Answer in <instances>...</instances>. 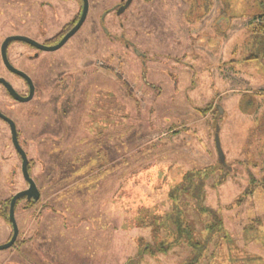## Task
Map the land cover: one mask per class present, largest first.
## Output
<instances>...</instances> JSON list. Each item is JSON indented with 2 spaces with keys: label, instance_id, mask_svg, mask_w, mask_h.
<instances>
[{
  "label": "rangeland",
  "instance_id": "rangeland-1",
  "mask_svg": "<svg viewBox=\"0 0 264 264\" xmlns=\"http://www.w3.org/2000/svg\"><path fill=\"white\" fill-rule=\"evenodd\" d=\"M43 1L0 0V44L43 45V19L51 33L65 20ZM105 6L56 51L8 47L34 95L17 103L0 85V112L40 199L17 202L0 264L41 242L60 264H264V0H135L103 23L123 42L100 29ZM0 78L27 95L1 58ZM26 188L0 120V245L2 203Z\"/></svg>",
  "mask_w": 264,
  "mask_h": 264
},
{
  "label": "water",
  "instance_id": "water-1",
  "mask_svg": "<svg viewBox=\"0 0 264 264\" xmlns=\"http://www.w3.org/2000/svg\"><path fill=\"white\" fill-rule=\"evenodd\" d=\"M86 12H87V2H86V0H83V11H82V14H81V17H80L78 23L55 46L46 47V46L38 44L37 42H35V41H33V40L29 39V38L22 37V36H11V37L6 38L3 41V43L1 44V47H0V58H1V61H2L3 65L5 66V68L10 73L20 77L28 85V94H27V96H21L11 87V85L8 82H6L3 78H0V85L5 89L6 93L8 94V96L12 100H14L17 103H26V102L31 101V99L33 98V95H34V86H33L32 82H31V79L25 73L15 69L9 63V61L7 59V55H6L7 45L10 42L17 41V42H23V43H26L28 45H31L32 47L36 48L39 51H45V52L56 51V50L60 49L74 33L77 32V30L79 29V27L81 26V24L83 23V21L85 19ZM219 112H221L220 109H219ZM0 120H2L3 122H5L8 125L9 131H10L11 142H12L13 146L15 147V149L17 150V153L20 156L21 173H22L23 178L25 179V182L27 183V186H28L27 189H25V190H23L21 192H18L14 196H12L10 201H9L8 219H9L10 224H11L12 233H11V237H10L9 241L6 242L5 244L0 245V251H4V250L10 249L15 244V242L17 240V237H18V227H17L16 221H15V218H14V209H15L16 202L18 200H20L21 198H24V197L28 201L32 200V201L36 202L39 199V192L37 190V187H36L35 183L31 179V177L29 176V173H28V160H27V157H26L25 153L23 152V150L21 149V147H20V145L18 143L17 130H16V127H15V123L11 119H9L5 115H3L1 112H0ZM216 146H217V149H218L219 158L222 160L221 151H220V148H219L217 142H216Z\"/></svg>",
  "mask_w": 264,
  "mask_h": 264
},
{
  "label": "flooded vegetation",
  "instance_id": "flooded-vegetation-1",
  "mask_svg": "<svg viewBox=\"0 0 264 264\" xmlns=\"http://www.w3.org/2000/svg\"><path fill=\"white\" fill-rule=\"evenodd\" d=\"M86 2H87L86 16H85V19H84L83 23L81 24V26L79 27V29L77 30L76 33H78L83 28L84 24L86 23V20H87L88 15H89L90 4H92L93 8L96 6V0H93L92 2L90 0H86ZM134 2H135V0H107V1L105 0V5L106 6L101 11V14L99 16V23H100V29L102 30L103 34L106 37L110 36L109 39L117 40L119 42H123L124 41L122 36L119 37V38L111 37V35L108 34L107 28L104 27L103 23H104V20L107 17L114 16L115 18H120V17L124 16L130 10V8L133 6ZM64 7H66V8H64ZM71 8L74 9L73 12H70L72 10ZM43 9H48V10H56L57 9V10H62V11L64 10V12H65V13L64 12L62 13L64 15V19H65L64 22L61 24L59 29L57 31H54L53 33L49 32L48 29L45 28L46 25L44 24V19H43V27H44L43 28V46L52 47V46L57 45L63 39V37L67 33H69L76 26V24L78 23V21H79V19L81 17L82 11H83V0H44L43 1ZM53 16H55V19H56L57 14H55V15L53 14ZM57 18H58V16H57ZM45 22H46V19H45ZM8 37H11V36H8ZM8 37L5 36L2 39L1 44ZM48 42H49V44H47ZM1 44H0V47H1ZM10 44H11V42L7 45L6 55L8 53L7 51H8V47L10 46ZM125 45H126V47L128 46L127 43H125ZM30 47H32V46L30 45ZM34 50L36 51L37 54L45 52V51H39L36 48H34ZM2 65H3V63H2ZM3 67L5 68L4 65H3ZM5 70L9 74H12L6 68H5ZM12 75H14V74H12ZM14 76L16 78H19L24 83L25 87L27 88V94H28V85L26 84V82L23 79H21L20 77H18L16 75H14ZM17 137H18V133H17ZM25 155H26V153H25ZM26 157H27V155H26ZM19 159H20V156H19ZM20 162H21V160H20ZM29 167H30V163H29V160H28V173H29ZM21 199H24L26 202H31L32 201V200L28 201L25 197L21 198ZM18 201H20V200H18ZM10 237H11V235H10ZM10 237H9V239H10ZM9 239L6 242H8Z\"/></svg>",
  "mask_w": 264,
  "mask_h": 264
},
{
  "label": "crops",
  "instance_id": "crops-1",
  "mask_svg": "<svg viewBox=\"0 0 264 264\" xmlns=\"http://www.w3.org/2000/svg\"><path fill=\"white\" fill-rule=\"evenodd\" d=\"M38 192H39V190H38ZM39 199H40V192H39ZM45 244L42 242L40 244L39 243L36 244V251L37 252H33V254H31V255H33L32 260H31V258H27V260H23V258H21V259L15 260L14 263L15 264H54V263L58 264L59 263L60 264L61 263L60 260H57L58 262L57 261L54 262V260H52V257L55 258V255L50 253L51 254L50 255L51 260L50 259L48 260V259H43V253H40V254L38 253L37 247H40V249L42 250L41 246H43V245L47 249L49 248L48 250H52V248L49 246V244H47V245H45ZM52 244H54V243H52Z\"/></svg>",
  "mask_w": 264,
  "mask_h": 264
},
{
  "label": "trees",
  "instance_id": "trees-1",
  "mask_svg": "<svg viewBox=\"0 0 264 264\" xmlns=\"http://www.w3.org/2000/svg\"><path fill=\"white\" fill-rule=\"evenodd\" d=\"M261 18V20H260V22H258V23H256L255 25H254V27L252 28V32H253V34H256V35H261V36H263L264 37V17L262 18V17H260ZM203 177V176H202ZM202 177L200 178V180L202 179ZM199 181V180H198ZM197 181V182H198ZM201 184V183H200ZM200 184H198L197 183V185H195L197 188L198 187H200ZM9 201H10V199L9 200H6L5 202H3L2 203V208H1V210H2V218L4 219V221L8 224V225H10L11 226V224H10V221H9V219H8V208H9ZM32 202V201H31ZM31 202H28V203H31ZM34 202V201H33ZM17 204V203H16ZM15 207H16V205H15ZM176 207V206H175ZM179 214V215H175V214ZM173 214H174V212H173ZM172 214V217H176L177 216V219L179 218V216H180V213L177 211V209H175V214L173 215ZM173 219V218H172ZM178 220H180V219H178ZM181 223V222H180Z\"/></svg>",
  "mask_w": 264,
  "mask_h": 264
}]
</instances>
